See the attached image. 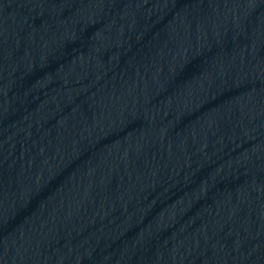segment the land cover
<instances>
[{"label": "water", "instance_id": "water-1", "mask_svg": "<svg viewBox=\"0 0 264 264\" xmlns=\"http://www.w3.org/2000/svg\"><path fill=\"white\" fill-rule=\"evenodd\" d=\"M0 264H264V0H0Z\"/></svg>", "mask_w": 264, "mask_h": 264}]
</instances>
